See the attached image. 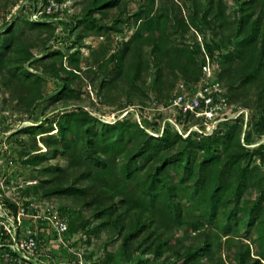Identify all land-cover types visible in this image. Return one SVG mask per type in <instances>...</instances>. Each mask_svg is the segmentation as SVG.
<instances>
[{"label":"trees","instance_id":"1","mask_svg":"<svg viewBox=\"0 0 264 264\" xmlns=\"http://www.w3.org/2000/svg\"><path fill=\"white\" fill-rule=\"evenodd\" d=\"M124 1L89 0L80 17L72 20L73 29L79 30L74 43L96 31L122 32ZM143 1L134 14L138 26L122 49L108 55L100 45L92 52L99 71H105L101 87L107 92L121 88L128 105L147 96L150 61L144 47L148 44L158 97L170 76L181 75L188 86H195L206 55L213 59L220 52L222 70L217 79L230 105L241 102L256 111L250 125L245 129L242 113L220 122L211 133L186 134L193 125L204 128V120L180 110L175 122L166 120L164 126L154 123L151 128L126 116L104 121L78 103L81 96L74 84L82 71L80 49L68 55L65 66L64 54L48 48L56 37L55 14L42 12L39 20L17 17L0 30V76L7 77V83L16 82L30 114L46 97L65 106L54 119L22 128L34 141L35 149L22 158L23 165L38 170L32 175L37 182L32 187L38 190L52 183L45 196L71 197L94 208V218L101 223L92 232L118 230L122 264H148L167 252L166 261L174 256L175 264H264V141L259 140L264 136V0H230L235 6L234 26L227 38L221 36L227 0H209L203 12L193 0L191 23L175 13V4L155 10V0ZM113 8L119 12L111 26L96 18L95 13L107 16ZM192 25L213 31L212 41L203 49L179 38ZM34 29L46 34L40 56L27 33ZM38 65L42 70L34 68ZM48 78L57 82V88L45 96L42 85ZM191 118L198 124L189 123ZM37 135L46 150L37 146ZM58 157L64 164L41 167ZM45 174L52 179H44ZM72 174L75 178L69 184ZM0 201L17 215L19 202L3 196L1 188ZM78 229L71 223L69 231ZM175 230L193 234L195 242L185 246ZM17 236L20 239L21 233ZM0 240L8 244L12 237L3 230Z\"/></svg>","mask_w":264,"mask_h":264},{"label":"rangeland","instance_id":"2","mask_svg":"<svg viewBox=\"0 0 264 264\" xmlns=\"http://www.w3.org/2000/svg\"><path fill=\"white\" fill-rule=\"evenodd\" d=\"M200 4L201 10L208 9L209 0H194ZM89 0H63L58 3L56 0H50L49 4L44 0H1L0 2V30H3L7 23L14 18L23 17L29 20H39L44 14H55L53 17L55 27V38L52 40L48 48L49 50H60L64 54L63 65L68 66V55L80 49L81 57V75L74 87L80 92V103L86 109L90 110L94 115L104 121L114 122L122 119L124 116L130 118L142 126L151 128V124L157 123L164 126L166 120L175 122L174 117L180 115L181 112L171 106L172 99L180 90V84L186 85L191 89L194 85H187L185 78L181 75L170 76L165 84L162 95L158 97L156 90L153 88V57L151 55L152 47L148 44L144 47V54L149 65V80L147 96H144L132 105H128V99L119 87L106 91L101 87L102 80L105 78V71L100 70L93 61L92 52L100 45L106 47V53L112 54L122 49L124 43L135 32L138 22L134 19V14L140 6L144 4L143 0H125L123 6V18L125 22L120 23L122 32H105L96 31L92 35L85 37L80 44H75L79 30L73 29V19L80 17L83 8L87 6ZM175 4L176 14L182 16L186 21L191 23L193 15V0H155V10ZM235 6L230 0H227V12L225 16V24L222 29L221 36L227 38L233 30ZM118 9H110L107 16L102 12L95 13L97 19L104 24L111 26L113 19L118 14ZM193 26V27H192ZM188 31L179 34V38L184 39L188 46L200 44L201 49L205 47L206 42L213 39V31L207 27H198L192 25ZM200 27V26H199ZM31 35L32 42L37 43L34 48L36 55L40 56L43 50L42 38L46 34H42V30H27ZM41 36V37H39ZM219 36L218 40L222 37ZM36 38L39 40L36 41ZM40 38V39H39ZM220 52L214 53V58H210L214 63L212 67V76L216 78L217 74L222 70V64L219 62ZM201 59L202 56L199 55ZM60 63V62H59ZM113 67L111 64L110 68ZM34 68L42 70L38 65ZM91 68L90 70H87ZM196 85V84H195ZM57 88V82L53 79H47L42 85V92L45 96L52 94ZM20 92L17 89L16 82L7 83V77L0 76V188L2 195L17 200L19 202V212L14 216L10 210L0 201V214L7 218L4 221L7 228L11 229L12 234L15 233L17 227L21 228V235L24 236V230L28 228L34 231L39 246L37 252L27 254L32 261L22 262L18 264H122L123 254L120 251L122 237L118 235V230L107 227L100 232L93 233L92 230L99 226L101 220L94 218V208L85 206L82 202L76 201L71 197L50 195L45 196L46 188L52 183L40 187L38 190L32 187L37 183L33 180L32 175L38 171L31 166H25L22 163L23 156L35 149L33 139L22 132V128L38 124L49 117L51 120L56 117L60 110L65 109L62 102H51L48 97L39 100L36 104L35 112L30 114L24 106L25 102L20 100ZM70 106L68 108H73ZM244 114L245 129L250 125V117L255 110L247 108L243 103H233L228 107L226 116L229 119ZM182 115V114H181ZM172 117V119H170ZM169 118V119H168ZM189 123L198 124L193 118ZM205 130L208 131L207 125L203 124ZM201 128V125H199ZM180 128V126L178 127ZM207 128V129H206ZM213 129V126L209 127ZM155 132H158L155 130ZM256 138V137H255ZM264 141V136L259 139ZM258 141V140H257ZM37 146L46 150L40 135L36 136ZM62 163L61 158H52L50 161L41 165L42 168L50 165ZM264 173V171H263ZM75 175L72 174L69 184L72 183ZM44 179H52L50 175L45 174ZM39 183V182H38ZM248 195L250 193L248 192ZM29 202V206L25 209V203ZM80 213L78 216L77 213ZM73 216V217H72ZM18 221V224L15 221ZM90 221L86 228L82 225ZM57 222L67 224L68 230L64 233L57 231ZM71 223L79 229L75 232L69 231ZM126 227L123 233L128 231ZM173 234L182 239L185 246L195 242L193 234H185L183 231L175 230ZM165 253L163 257L150 261L148 264H175L176 257H172L166 261ZM139 257H136L134 263ZM0 264H11L0 256Z\"/></svg>","mask_w":264,"mask_h":264},{"label":"built area","instance_id":"3","mask_svg":"<svg viewBox=\"0 0 264 264\" xmlns=\"http://www.w3.org/2000/svg\"><path fill=\"white\" fill-rule=\"evenodd\" d=\"M213 64L209 56L206 55L205 62L202 64L203 73L199 82L193 89H188L186 85L180 84L179 92L172 99V107L180 110L184 115L189 112L195 118H202L207 125L208 131L203 127L200 128L199 125H193L186 134L191 130H197L205 134L211 133L220 122L229 119L225 114L231 105L225 97V88L218 81L217 76L216 78L212 76ZM210 126H213V129L209 128ZM4 221H7V218L0 214V234H3V230H6L10 233L12 241L8 244H3L0 240V256L11 264L31 262L32 259L27 254L34 255L39 249L34 231L29 228L24 230V236L22 237L21 235L19 239L17 235L21 228L17 227L15 233L12 234L11 229L6 227ZM14 221L18 224V221ZM56 227L59 233H65L68 230V226L64 222H57ZM6 247L17 252L18 256L14 257Z\"/></svg>","mask_w":264,"mask_h":264}]
</instances>
